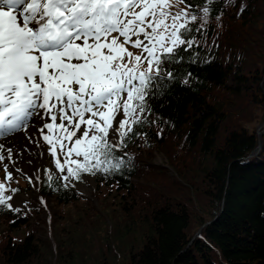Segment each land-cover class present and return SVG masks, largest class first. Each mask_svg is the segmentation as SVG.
<instances>
[{
	"label": "trees",
	"instance_id": "obj_1",
	"mask_svg": "<svg viewBox=\"0 0 264 264\" xmlns=\"http://www.w3.org/2000/svg\"><path fill=\"white\" fill-rule=\"evenodd\" d=\"M205 3L185 0L184 6L198 13L193 29ZM263 6L264 0L211 5L202 32L191 33L199 46L179 50L185 60L172 65L174 81L150 98L148 122L137 126L128 147L116 153L134 156L131 167L107 176L83 175L96 183L92 198L101 209L71 187H49L48 177L38 189L36 207H19L20 213L0 208L5 226L0 263L264 264V131L260 153L251 157L259 147L254 117L264 109ZM258 24L262 33L256 32L255 43L249 41L253 48L247 49L250 28ZM232 97L246 101L230 116L239 106ZM157 151L166 154L176 179L153 163ZM162 173L165 179L156 182L154 176ZM78 202L87 209L65 240L55 229L53 243L30 231L33 221L50 226L58 209ZM24 228L23 238L13 236Z\"/></svg>",
	"mask_w": 264,
	"mask_h": 264
},
{
	"label": "snow or ice",
	"instance_id": "obj_2",
	"mask_svg": "<svg viewBox=\"0 0 264 264\" xmlns=\"http://www.w3.org/2000/svg\"><path fill=\"white\" fill-rule=\"evenodd\" d=\"M214 2L199 8L203 16L193 29L192 6L176 10L185 0H0V140L27 133L40 117L39 138L27 139L48 148L59 173L48 170L49 187L131 167L134 156L116 153L148 122L150 98L174 81L172 65L185 60L179 50L199 46L191 33L202 32ZM12 156L13 148L0 143V208L20 213L10 203L20 191L10 188Z\"/></svg>",
	"mask_w": 264,
	"mask_h": 264
},
{
	"label": "rangeland",
	"instance_id": "obj_3",
	"mask_svg": "<svg viewBox=\"0 0 264 264\" xmlns=\"http://www.w3.org/2000/svg\"><path fill=\"white\" fill-rule=\"evenodd\" d=\"M184 7H185L184 4H179L176 6V10L183 9ZM262 30H263V25L261 24H258L257 26L255 25L250 28V31L248 34L249 38H247L248 47L245 46L247 49L251 50V48H253L252 46H250L249 41L253 40L252 42L255 43L254 37L256 35V32H261ZM130 50L138 53V50L136 49H130ZM231 83L237 85L234 80H231ZM240 98L243 99L245 97L241 96ZM231 101L238 102L239 106L232 107L231 112H228V114L230 116H232V113L234 115H237V111L241 109V107L245 104L246 100L245 99L240 100L238 98L232 97ZM254 118L256 120V123L254 124V128H256L258 132V128L260 127V125L263 124L262 121L264 119V109H261L260 113H257V115ZM117 119H120V117L118 116ZM57 122H59V119L57 120ZM30 125H31V122H30ZM17 136H20L18 138L19 140H22V141L26 140V142L19 144L18 147L14 148L12 159L16 161L17 163L15 165L9 164L8 170L12 172L13 177H14L13 182L10 184V188L20 189V191L17 192L13 196L11 203L15 208L21 207V208H25L26 210H30L33 207H36V200L39 194L38 189L42 186L45 178L48 177V174H49L48 170L49 169L52 170L51 174L53 175V177L58 176L59 173L54 169V165L51 163V158L48 154V148L46 145L43 144V147H41L42 145L38 146L32 143L29 144V141L27 139V137L29 136V132L26 134L25 132H17L14 135L9 136V137H17ZM109 138L111 139V134ZM22 141H19V142H22ZM29 161H31V163H29ZM3 163L7 164L9 163V161L6 159ZM153 163L157 167L163 168L165 171V175L167 177L173 178V179L177 178V175L173 167L171 166V162L169 161L166 154H164V152L162 151L155 152L153 154ZM15 168L22 169L23 173H25L26 175L17 173L15 171ZM37 175H39L40 177L39 180L35 179ZM26 176L33 177V183L35 184V187L33 186V184H30L28 182ZM4 178H5V172L3 170V164H0V181H4ZM154 179L156 182H160L161 180L165 179L164 173H162V176L155 175ZM71 184L74 186H70V187L73 188L81 196L83 201L90 200L92 205H94L98 209H101V206H100L101 203H99L95 197L92 198L93 193L97 190L96 183L94 182L92 178H90L89 176H84L81 181L73 180ZM6 186L8 187L9 185H7L6 183ZM7 192H8L7 193L8 195H12L10 191H7ZM106 203L107 202H103L102 205ZM86 209H87V206L85 205L84 202H78L76 204H72L65 208L64 207L60 208L57 211L56 217H54V219L56 220L54 221V223L52 220V224H50V226L48 222L46 225L45 224L42 225V224H39L35 220L31 223V226L29 227V229L30 231H32V229L39 231L36 233V235L44 239H47L50 243L54 242L53 230L55 229L58 232V234H60V236L62 237V238L60 237L61 240H65L67 237L66 236L67 232H69V230L72 227H75V224H77V222L80 220V217L83 216V213L85 212ZM45 215H46L45 220L47 218L49 220L51 216H49L47 213ZM108 221H109L108 227L112 228L113 224L111 225V221L110 220ZM54 224H57V225H54ZM4 228L5 226L3 227L2 224H0V232ZM25 234H26V230L24 228V229H20L16 234H13V236L18 237V238H23ZM84 239H89V238L85 236ZM1 244L2 243H0V245Z\"/></svg>",
	"mask_w": 264,
	"mask_h": 264
},
{
	"label": "bare ground",
	"instance_id": "obj_4",
	"mask_svg": "<svg viewBox=\"0 0 264 264\" xmlns=\"http://www.w3.org/2000/svg\"><path fill=\"white\" fill-rule=\"evenodd\" d=\"M44 121H42L40 119V117L38 116H34L33 119H32V122H31V125L27 131V133L29 132V136H32L33 139H38L39 138V133L37 131V128L39 127L40 124H42ZM26 134V133H25ZM20 136H17V137H8L4 140H1L0 143H4L7 147H12L13 148V151H14V148L18 147L19 144H22V143H25V141H22V140H19ZM19 141H22V142H19ZM30 144V142H29ZM32 144H35V143H32ZM43 142H42V139L40 140V143H39V146L43 147ZM37 145V144H35ZM25 157V156H24ZM28 158V157H27ZM17 163V162H16Z\"/></svg>",
	"mask_w": 264,
	"mask_h": 264
},
{
	"label": "water",
	"instance_id": "obj_5",
	"mask_svg": "<svg viewBox=\"0 0 264 264\" xmlns=\"http://www.w3.org/2000/svg\"><path fill=\"white\" fill-rule=\"evenodd\" d=\"M262 129H264V124L260 125V127L258 128V140H259V147L251 154V157L253 156H258L261 150V146H262ZM201 231H198V233L196 234V236H198L200 234Z\"/></svg>",
	"mask_w": 264,
	"mask_h": 264
}]
</instances>
